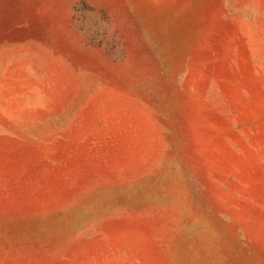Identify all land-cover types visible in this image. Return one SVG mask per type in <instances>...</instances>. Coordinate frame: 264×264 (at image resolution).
<instances>
[{"label": "rangeland", "instance_id": "rangeland-1", "mask_svg": "<svg viewBox=\"0 0 264 264\" xmlns=\"http://www.w3.org/2000/svg\"><path fill=\"white\" fill-rule=\"evenodd\" d=\"M0 264H264V0H0Z\"/></svg>", "mask_w": 264, "mask_h": 264}]
</instances>
